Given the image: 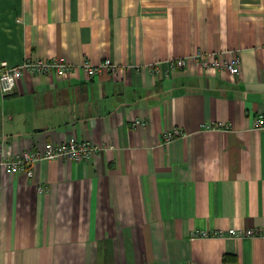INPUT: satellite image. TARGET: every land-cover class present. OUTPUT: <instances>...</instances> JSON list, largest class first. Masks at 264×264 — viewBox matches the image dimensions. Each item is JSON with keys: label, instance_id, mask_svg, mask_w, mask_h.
<instances>
[{"label": "crops", "instance_id": "0c3cea01", "mask_svg": "<svg viewBox=\"0 0 264 264\" xmlns=\"http://www.w3.org/2000/svg\"><path fill=\"white\" fill-rule=\"evenodd\" d=\"M44 58L75 73L0 88V148L100 150L0 167V264H264L263 235L215 234L264 230V0H0V61ZM105 58L116 73L81 69Z\"/></svg>", "mask_w": 264, "mask_h": 264}, {"label": "built area", "instance_id": "2783aa9c", "mask_svg": "<svg viewBox=\"0 0 264 264\" xmlns=\"http://www.w3.org/2000/svg\"><path fill=\"white\" fill-rule=\"evenodd\" d=\"M198 61L201 67L208 71L212 68L221 67V63L215 52H200ZM185 58H174L170 60L172 68H182L186 66ZM225 67L232 76H237L240 73L241 59L239 56L230 58L225 62ZM119 65L113 62L110 58L102 60L98 64H93L88 61L81 65L84 73L88 78H95L100 75L103 70H108L116 73ZM153 71H158L157 63L152 65ZM37 75H53L58 78H66L69 74L75 73V67L68 62L58 59H36L26 60L22 63L11 65L7 60L0 61V88L3 93L12 92L17 84V80L22 77L25 72ZM139 123L136 121V124ZM222 125H219V127ZM256 128H264V115H261L256 120ZM184 133L180 128H173L164 135V143L171 142ZM1 146V145H0ZM100 148L91 144L89 141L77 138H71L69 141H61L59 143H45L41 148L26 149L19 155H9L0 148V167L7 173H24L27 177L32 178L35 175V169L38 163L50 159L68 158L76 161L88 160L97 155ZM43 191L44 187H39ZM196 235H206L204 231L196 232ZM220 236H264V230L259 228L235 229L231 228L225 231L218 230L215 232Z\"/></svg>", "mask_w": 264, "mask_h": 264}, {"label": "rangeland", "instance_id": "374dc122", "mask_svg": "<svg viewBox=\"0 0 264 264\" xmlns=\"http://www.w3.org/2000/svg\"><path fill=\"white\" fill-rule=\"evenodd\" d=\"M44 59H46L47 60V58H44ZM106 59V58H105ZM49 60H52V59H49ZM104 60V59H103ZM26 61V60H25ZM22 63V62H21ZM100 63V62H99ZM98 64V63H97ZM34 75H37V74H34Z\"/></svg>", "mask_w": 264, "mask_h": 264}, {"label": "trees", "instance_id": "16d2710c", "mask_svg": "<svg viewBox=\"0 0 264 264\" xmlns=\"http://www.w3.org/2000/svg\"><path fill=\"white\" fill-rule=\"evenodd\" d=\"M224 260H228V257L225 256V257H224Z\"/></svg>", "mask_w": 264, "mask_h": 264}]
</instances>
